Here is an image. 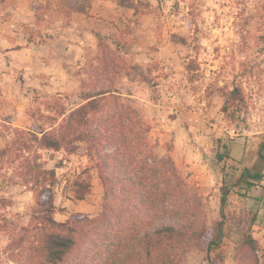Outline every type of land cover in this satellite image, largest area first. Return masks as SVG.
I'll list each match as a JSON object with an SVG mask.
<instances>
[{
  "label": "rangeland",
  "instance_id": "374dc122",
  "mask_svg": "<svg viewBox=\"0 0 264 264\" xmlns=\"http://www.w3.org/2000/svg\"><path fill=\"white\" fill-rule=\"evenodd\" d=\"M37 1L50 9L38 13ZM149 1L152 9L141 15L115 0H0V148L12 138L4 123L49 128L51 121L40 113H52L48 105H54V98L65 106L66 115L81 105L89 94L82 88L85 69L99 53L96 33L115 34L118 49L130 62L153 65L159 75L154 84L125 78L123 92L132 93L142 107L160 155L172 145L174 162L201 195L210 228L222 221L210 231L219 244L209 252L188 251L180 263L239 264L235 253L241 226L253 232L262 256L261 239L252 227V194L239 203L232 200V205L227 199L223 208L221 196L222 188L252 191L260 183L241 185L238 176L249 163L257 168L251 159L264 143V0ZM74 3H86V10L76 11ZM62 5L69 15L59 12ZM173 33L188 42H174ZM235 85L246 104L231 120L223 109V93ZM232 128L235 134L229 133ZM86 152L83 143L73 154L41 150L46 166L56 168V202L63 209L55 215L59 221L70 213L94 215L100 210L103 186L96 169L91 171V195L83 201L64 196L66 181L90 164ZM218 153L224 155L220 161ZM14 170V165L0 169V195L14 201L0 209V218L26 224L34 194L18 182ZM7 243L0 232V264H15L4 250Z\"/></svg>",
  "mask_w": 264,
  "mask_h": 264
},
{
  "label": "trees",
  "instance_id": "16d2710c",
  "mask_svg": "<svg viewBox=\"0 0 264 264\" xmlns=\"http://www.w3.org/2000/svg\"><path fill=\"white\" fill-rule=\"evenodd\" d=\"M115 1L135 14L152 9L149 0ZM35 4L38 13L50 9L41 2ZM85 4H78L76 11L84 12ZM57 9L69 15L67 6ZM96 36L99 53L85 69L82 88L89 94L81 105L66 115L65 106L54 98V105H48L52 113H40L51 121L49 128L2 125L12 138L0 148V169L14 165L18 182L34 194L26 224L0 218V232L8 237L4 249L8 259L15 264H181L188 251H212L219 241L210 237V231L222 221L210 228L201 195L174 162L172 145L160 155V143L153 140L152 125L142 107L121 87L125 78L154 84L159 75L153 73V65L145 68L130 62L118 49L115 34L98 32ZM172 40L188 42L176 33ZM188 70L193 72L194 65L189 64ZM223 94V109L233 120L245 107L243 91L235 85ZM80 143L85 144L90 164L66 181L64 196L81 201L91 195V171L96 169L103 186L100 210L94 215L70 213L59 221L55 215L63 209L56 202V168L46 166L41 150L73 154ZM223 157L217 154L218 161ZM257 178L264 179V172ZM228 192L222 188V208ZM13 204L11 198L0 195V209ZM239 229L236 261L261 264L259 241L244 226Z\"/></svg>",
  "mask_w": 264,
  "mask_h": 264
},
{
  "label": "crops",
  "instance_id": "0c3cea01",
  "mask_svg": "<svg viewBox=\"0 0 264 264\" xmlns=\"http://www.w3.org/2000/svg\"><path fill=\"white\" fill-rule=\"evenodd\" d=\"M243 156L241 158H243ZM251 162L253 166L256 164L257 168H255V166L251 168V165L249 163L247 168L242 169L240 175L238 176V181L241 183V185L245 182H248L249 180L260 183L253 187L252 191L247 189L239 191L232 190L228 192L226 199H228L230 201V204L232 205V200L238 201L239 203L240 200L244 198V200L249 199L251 197L249 195L252 194L251 198L253 200L255 208L254 220H256L255 224L252 227L254 229L255 236L261 239V264H264V179L257 178L258 174H262L264 172V146L261 149L259 147L258 150L253 154ZM244 206L245 205L243 204L242 207ZM240 208L241 206H239V209Z\"/></svg>",
  "mask_w": 264,
  "mask_h": 264
},
{
  "label": "built area",
  "instance_id": "2783aa9c",
  "mask_svg": "<svg viewBox=\"0 0 264 264\" xmlns=\"http://www.w3.org/2000/svg\"><path fill=\"white\" fill-rule=\"evenodd\" d=\"M229 133H230V134H235V133H236V129H235V128L230 129V130H229Z\"/></svg>",
  "mask_w": 264,
  "mask_h": 264
}]
</instances>
